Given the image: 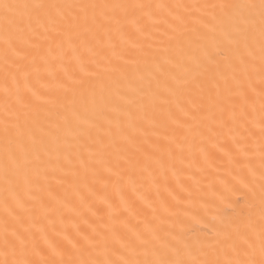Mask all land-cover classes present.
Returning a JSON list of instances; mask_svg holds the SVG:
<instances>
[{
  "label": "snow or ice",
  "instance_id": "1",
  "mask_svg": "<svg viewBox=\"0 0 264 264\" xmlns=\"http://www.w3.org/2000/svg\"><path fill=\"white\" fill-rule=\"evenodd\" d=\"M0 264H264V0H0Z\"/></svg>",
  "mask_w": 264,
  "mask_h": 264
},
{
  "label": "bare ground",
  "instance_id": "2",
  "mask_svg": "<svg viewBox=\"0 0 264 264\" xmlns=\"http://www.w3.org/2000/svg\"><path fill=\"white\" fill-rule=\"evenodd\" d=\"M166 2H173V0H166Z\"/></svg>",
  "mask_w": 264,
  "mask_h": 264
}]
</instances>
